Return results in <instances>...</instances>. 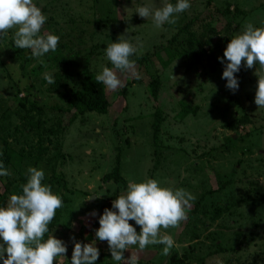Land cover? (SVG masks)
<instances>
[{"label":"rangeland","instance_id":"rangeland-1","mask_svg":"<svg viewBox=\"0 0 264 264\" xmlns=\"http://www.w3.org/2000/svg\"><path fill=\"white\" fill-rule=\"evenodd\" d=\"M33 3L47 16L41 34L58 35L61 46L41 58L47 67L32 58L22 69L11 45L13 30L0 39V157L2 141L15 153L7 168L12 176L0 177V200L6 198L3 207L10 195L22 193L30 166L43 169V183L63 200L51 234L64 241L67 253L54 264H71L73 237L84 244L95 241L104 255L96 264H116L107 241L96 238L99 218L129 181L156 179L164 187L184 188L196 199L186 221L178 228L161 230L175 240L170 255H161L163 245H150L143 251L134 246L125 251L126 259L132 251L139 256L138 264H264V108L255 104L258 65L241 67L236 73L239 88L233 93L222 78L227 60L222 63L220 59L245 24L264 27V0H190L191 8L179 14L176 24L160 28L151 17L141 18L136 8L156 9L165 0ZM236 8L242 13H236ZM107 18L115 25L109 23L108 36L96 38L94 20ZM192 20L212 24L215 33L207 32L205 25L195 33L199 41L207 42L206 55L190 70V60H170L165 47L177 28ZM113 33L136 45L138 58L161 52V62L153 55L147 66L136 63L141 79L121 75L123 87L106 89L107 115L87 114L71 123L72 113L49 93L51 84L44 83L43 73L54 76L66 70L72 76L69 89L78 87L85 69L98 74L103 67H112L106 47L102 51L92 46L97 42L107 46L113 42L109 38ZM181 42L183 37L170 42L169 51L175 54ZM157 76L161 90L154 99L149 84ZM181 100L196 113L191 111L181 119ZM157 112L162 121L156 142ZM119 154L126 185L105 183ZM93 211L97 215L92 216ZM215 214L219 216L216 221ZM129 223L140 232L134 220Z\"/></svg>","mask_w":264,"mask_h":264},{"label":"clouds","instance_id":"clouds-1","mask_svg":"<svg viewBox=\"0 0 264 264\" xmlns=\"http://www.w3.org/2000/svg\"><path fill=\"white\" fill-rule=\"evenodd\" d=\"M190 8V0H177L175 4L165 0L162 7L153 9L140 6L136 8V13L141 18L151 17L154 26L160 28L165 24H176L179 14ZM46 20L47 16L33 0H0V39L13 30L15 48L31 50V56L45 67L47 65L41 58L55 52L60 42L58 35L41 34ZM137 52V46L125 39L124 35L116 42H110L105 55L112 67H103L95 76V82L109 91H118L124 83L121 75L141 79L136 62L132 59ZM220 59L222 63L227 60L222 78L226 79V87L233 93L239 88L236 73L241 67L251 69L258 65L255 72L258 76L255 104L259 109L264 108V27H254L250 22L245 24L231 38ZM42 78L48 84L56 83L50 72L45 71ZM10 176L12 172L0 161V177ZM26 176L27 182L21 185L22 193L10 195L7 206L0 207V260L3 264H54L58 258L66 257L67 253L64 241L49 234V226L57 210L63 207V200L52 191L51 185L43 183V169L30 166ZM91 199L92 196L87 200ZM195 199L190 191L161 186L156 179L129 181L126 190L113 200L112 208H105L100 216L96 238L107 241L116 264H138L136 252L131 251L128 259L124 255L134 246L143 251L150 245H163L161 255L168 256L176 246L175 240L161 230L178 228L186 221ZM91 215L97 213L93 211ZM133 220L140 226L139 233L129 223ZM73 241L75 246L71 264H96L100 250L95 246V241L84 244L76 242L74 237Z\"/></svg>","mask_w":264,"mask_h":264},{"label":"trees","instance_id":"trees-1","mask_svg":"<svg viewBox=\"0 0 264 264\" xmlns=\"http://www.w3.org/2000/svg\"><path fill=\"white\" fill-rule=\"evenodd\" d=\"M236 13H242L238 8L235 9ZM225 15H230V11L227 10L225 12ZM50 23V22H48ZM47 23V24H48ZM109 23L114 24L115 22H111L104 19H98L94 20L95 24V33L96 38L101 35L108 36L109 31ZM206 23L202 22L200 24L197 23V20H192L189 24L185 23L179 28H177V34L172 37L171 40L168 41V46L165 48H168L165 52L167 56H170V60H176V59H183V60H190L191 62L187 64V69H192L195 65V62L202 61L203 57L206 55V50L204 49L207 42L199 41V39L196 36V32H198V29L202 27V25H205ZM113 26V25H112ZM206 28V31L210 34L215 33V30L211 29L212 24H207L204 26ZM211 29V30H209ZM105 36V38H106ZM183 37V42L180 43V46L176 49L175 54H173L171 51H169L172 47L169 46L170 42H177V39ZM95 38V39H96ZM111 41L116 42L118 38L115 36V33H113L111 36H109ZM206 41V40H205ZM12 47L15 49L16 52V59L18 62H20L22 69L25 67L26 63H30V60L33 58L31 56V50L26 51L25 49H17L15 48L14 41L11 42ZM61 46V44H58V48ZM93 49H105L107 47L105 44H99L97 42L94 44ZM199 48V49H198ZM161 52L155 51L153 54L144 55L141 57H137V55H134L132 57L133 60H135L136 63L140 65H146L153 62L152 57L153 55L157 57V60L161 62L162 56L160 55ZM101 55V54H100ZM61 62V61H59ZM97 74L93 73L89 69H85L81 74V80L78 83V87L69 89V81L72 79V76L68 74V72L65 70L63 73H58L54 75V79L56 83L51 84V88H48V91L50 94L56 95L59 97L62 103L68 108V112L72 113L71 115V123L76 122L78 119L82 120L83 117H85L87 114H95L98 116H105L109 113L110 109V102L108 101L107 94H106V88L100 84L95 82V76ZM44 83L47 84V81L44 80ZM128 86V85H127ZM150 91L152 93V96L154 99H157L160 94L161 90V79L159 76L154 77L150 84ZM181 105L183 106V110L180 112V118L184 119L187 117L189 112L196 113L195 110H192V108L184 101H180ZM34 108V107H33ZM59 109V108H58ZM63 110V109H60ZM156 121L154 124V130H155V141H158V133L160 130V123L162 121V115H160V112H157L155 114ZM3 148H2V155L0 157V161L3 162L4 166L8 168L12 165V160L15 155L13 152L14 150L10 148L8 143L6 141H2ZM121 154L118 155L117 164L114 168L113 172L111 174H108L104 178L105 183L113 182L115 184H121L126 185V181L123 179V177L120 175V167H121ZM9 186V185H8ZM215 192H209L207 195H211ZM6 198L2 197L0 200V207H3V202ZM114 200V199H112ZM262 202H264V198L261 199ZM201 202H199L196 205V210L194 214L198 212L199 206ZM105 208L111 209V205ZM105 210V209H104ZM103 210V211H104ZM57 215V212H56ZM213 220L216 221L219 216L215 214L213 216ZM57 223V217L55 216L54 220L50 224V232L51 234L52 230L56 227ZM47 235H45L47 239ZM100 257H104L103 253L100 254ZM178 264H182L179 262Z\"/></svg>","mask_w":264,"mask_h":264}]
</instances>
